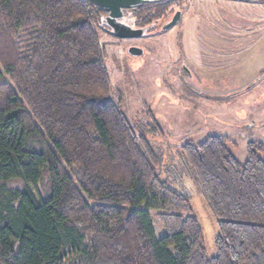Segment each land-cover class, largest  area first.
Segmentation results:
<instances>
[{
  "label": "trees",
  "instance_id": "trees-1",
  "mask_svg": "<svg viewBox=\"0 0 264 264\" xmlns=\"http://www.w3.org/2000/svg\"><path fill=\"white\" fill-rule=\"evenodd\" d=\"M173 1L124 16L143 28ZM106 16L88 0H0V264H264V145L241 163L209 136L165 165L114 100ZM187 181L217 222L214 256Z\"/></svg>",
  "mask_w": 264,
  "mask_h": 264
},
{
  "label": "rangeland",
  "instance_id": "rangeland-1",
  "mask_svg": "<svg viewBox=\"0 0 264 264\" xmlns=\"http://www.w3.org/2000/svg\"><path fill=\"white\" fill-rule=\"evenodd\" d=\"M178 11L180 22L167 29ZM156 12L145 9L138 25ZM154 19L153 28L147 26L148 33L137 39H117L98 29L114 100L167 166L177 162L186 143L198 145L209 136L229 139L233 154L245 163L249 142L264 145V0H176ZM133 47L142 54H132ZM154 122L161 134L149 132ZM187 183L205 249L214 256L217 222ZM151 215L162 237L156 212Z\"/></svg>",
  "mask_w": 264,
  "mask_h": 264
},
{
  "label": "water",
  "instance_id": "water-1",
  "mask_svg": "<svg viewBox=\"0 0 264 264\" xmlns=\"http://www.w3.org/2000/svg\"><path fill=\"white\" fill-rule=\"evenodd\" d=\"M96 6L100 7L107 13L104 20L108 29L106 33L114 38L121 40L137 39L145 36L149 28L133 29L129 25L121 22L125 17L124 11H129L142 6L147 3L166 1V0H88ZM242 1H255V0H242ZM127 13V12H126ZM181 12H177L171 21L166 24V28L169 29L175 26L181 20ZM152 28V26L150 27ZM130 52L135 55H141L142 52L138 48H131Z\"/></svg>",
  "mask_w": 264,
  "mask_h": 264
},
{
  "label": "flooded vegetation",
  "instance_id": "flooded-vegetation-1",
  "mask_svg": "<svg viewBox=\"0 0 264 264\" xmlns=\"http://www.w3.org/2000/svg\"><path fill=\"white\" fill-rule=\"evenodd\" d=\"M174 1H176V0H174ZM177 13V12H176ZM175 13V14H176ZM127 14L129 15L130 14V12L128 11L127 12ZM131 15V14H130ZM133 16V15H132ZM126 21H128V22H126ZM121 22H123V23H125V24H127V25H129L131 28H133V29H142L141 27H139V26H136V24L133 22L132 23V20H131V18H129L128 16H125L122 20H121ZM154 22V21H153ZM155 24L154 23H151L149 26L148 25H146V26H143V28H148V27H150V26H154ZM148 26V27H147ZM153 28V27H152ZM151 29V28H150ZM148 31H149V29H148ZM148 31H147V33H148ZM144 37V36H143Z\"/></svg>",
  "mask_w": 264,
  "mask_h": 264
}]
</instances>
